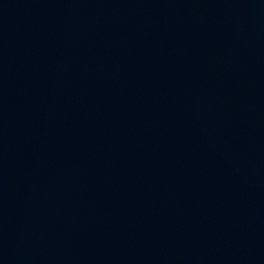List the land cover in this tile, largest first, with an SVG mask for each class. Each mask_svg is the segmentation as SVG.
Instances as JSON below:
<instances>
[{
    "label": "water",
    "instance_id": "1",
    "mask_svg": "<svg viewBox=\"0 0 264 264\" xmlns=\"http://www.w3.org/2000/svg\"><path fill=\"white\" fill-rule=\"evenodd\" d=\"M0 264H264V0H0Z\"/></svg>",
    "mask_w": 264,
    "mask_h": 264
}]
</instances>
